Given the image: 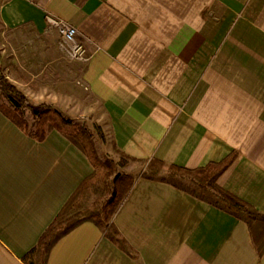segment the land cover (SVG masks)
Listing matches in <instances>:
<instances>
[{
  "label": "crops",
  "instance_id": "obj_1",
  "mask_svg": "<svg viewBox=\"0 0 264 264\" xmlns=\"http://www.w3.org/2000/svg\"><path fill=\"white\" fill-rule=\"evenodd\" d=\"M47 14L78 29L87 62L65 56ZM0 51L36 104L67 107V80L83 81L113 144L138 161L197 169L233 157L218 184L264 213V0H9ZM94 171L62 132L38 140L0 109V264H26ZM113 221L136 257L86 221L47 264H264L244 220L161 180L136 177Z\"/></svg>",
  "mask_w": 264,
  "mask_h": 264
},
{
  "label": "trees",
  "instance_id": "obj_2",
  "mask_svg": "<svg viewBox=\"0 0 264 264\" xmlns=\"http://www.w3.org/2000/svg\"><path fill=\"white\" fill-rule=\"evenodd\" d=\"M0 98H4L9 103V105H0V109L31 136L38 140H44L46 135L54 129L62 132L84 151L95 169L94 173L84 180L70 197L43 233L37 246L23 257L26 264H47L54 245L63 236L86 221L94 222L110 240L136 257L113 221L114 215L132 188L136 177H117L110 185L111 190L106 201L95 207L85 205L81 198L87 189L102 185L108 187L106 182L110 181V177L116 170L114 162L109 159L103 160L100 157L90 132L83 125L71 122L49 103H34L2 72L1 65ZM21 108L28 110L36 118L37 122L33 129L29 128L27 119L20 112ZM114 146L123 157L138 161L120 151L116 145ZM232 162L233 157H229L218 163H209L202 168L187 169L153 158L147 162L140 176L168 182L244 220L249 225L260 252H263L264 213L257 211L218 184L219 177ZM257 227L260 230L259 237L256 232Z\"/></svg>",
  "mask_w": 264,
  "mask_h": 264
},
{
  "label": "rangeland",
  "instance_id": "obj_3",
  "mask_svg": "<svg viewBox=\"0 0 264 264\" xmlns=\"http://www.w3.org/2000/svg\"><path fill=\"white\" fill-rule=\"evenodd\" d=\"M27 38L29 37H26L25 39ZM58 42L59 38L57 40V44ZM61 85L64 86L63 84ZM67 90L68 91L66 93H61L62 101L57 100L58 105L63 102L67 105V107H55L52 104L51 105L65 118L71 120V122L83 125L87 131L90 132L100 157L103 160H112L115 164V173L110 177V181L106 182L108 187L102 185L87 189L81 198V201L89 207L99 206L108 199L109 191L111 190L110 185L117 177H138L145 169L147 163L127 159L115 149L110 133L108 119L104 113L102 103L88 92L83 81L78 78L67 80ZM35 92L36 95L40 94L42 97V89L39 87L35 88ZM56 92H58V89ZM42 99L43 97L40 99L34 98V101L40 102ZM57 99L60 98L58 97ZM0 102L7 103L4 98H0ZM20 112L27 119L29 128L33 129L37 122L36 118L26 109L21 108Z\"/></svg>",
  "mask_w": 264,
  "mask_h": 264
},
{
  "label": "built area",
  "instance_id": "obj_4",
  "mask_svg": "<svg viewBox=\"0 0 264 264\" xmlns=\"http://www.w3.org/2000/svg\"><path fill=\"white\" fill-rule=\"evenodd\" d=\"M9 0H0V3ZM48 25L59 33V47L65 56L73 61L87 62L90 54L86 46L78 39V29L68 21L52 14L46 16Z\"/></svg>",
  "mask_w": 264,
  "mask_h": 264
},
{
  "label": "water",
  "instance_id": "obj_5",
  "mask_svg": "<svg viewBox=\"0 0 264 264\" xmlns=\"http://www.w3.org/2000/svg\"><path fill=\"white\" fill-rule=\"evenodd\" d=\"M1 58H2V55H1V51H0V65H1Z\"/></svg>",
  "mask_w": 264,
  "mask_h": 264
}]
</instances>
